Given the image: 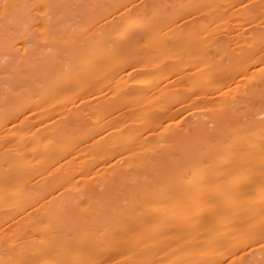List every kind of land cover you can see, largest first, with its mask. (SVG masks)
Returning a JSON list of instances; mask_svg holds the SVG:
<instances>
[{
    "label": "bare ground",
    "instance_id": "bare-ground-1",
    "mask_svg": "<svg viewBox=\"0 0 264 264\" xmlns=\"http://www.w3.org/2000/svg\"><path fill=\"white\" fill-rule=\"evenodd\" d=\"M83 1L70 0L91 8L68 37L62 1L0 0V57H25L0 78V264H264V116L251 105L264 107V73L231 101L207 82L245 66L205 63L174 86L155 63L126 70L139 29L207 0L141 4L114 32L107 22L139 1ZM254 43L256 65L264 23ZM190 108L212 127L184 122Z\"/></svg>",
    "mask_w": 264,
    "mask_h": 264
},
{
    "label": "rangeland",
    "instance_id": "rangeland-1",
    "mask_svg": "<svg viewBox=\"0 0 264 264\" xmlns=\"http://www.w3.org/2000/svg\"><path fill=\"white\" fill-rule=\"evenodd\" d=\"M60 1H62L65 5V7L64 5L61 6V8L63 9L65 8L64 10L61 9L62 12H64L66 15L72 12L73 13L71 15L75 13L74 17H72L75 19V20L73 19V21L75 22L72 21L71 16H69L70 17L69 18L64 13H62V15H64L63 17H65V20L67 21H65L64 18L62 19L64 21V24L62 25L64 31L61 27L60 29H62L63 32L67 31L66 36L68 37H71L70 33L72 36H75L74 32L76 33V31L77 32L79 31L78 28L80 29L82 28V20L80 21V19H82L83 13L85 14L89 12L88 10L91 7L85 4H84L85 7L82 5H78V8L80 9L74 10L73 8H70L72 7L70 0L69 1L60 0ZM72 1L74 3V0ZM76 1L78 4L79 2H85L83 0L80 1L76 0ZM137 1H139V4L135 3L136 5L133 6L132 9L131 8L129 9L130 6L126 7L125 11H122L124 10L122 9L121 10L122 12L120 11L121 14L119 16L113 17V19L114 18L116 19H114L111 22H107L108 24H112V28L114 24L116 25L117 23H119L116 29H112L113 30L112 32L118 30L123 24H125L126 18L128 19L127 21H129L131 20L132 15L134 16L135 13L138 14L139 11L137 9L139 5L145 3L148 4L151 2L153 3L154 1L156 2L161 0H134V2ZM195 1L196 0L180 1V4H176L174 6L175 7L174 9L175 10L179 8L183 9L184 7L189 5V3ZM103 2H105V0H98V1L96 0V7L100 6ZM184 3L186 5H184ZM131 4L134 5L133 2ZM66 5H68V7ZM82 7L84 8L82 9ZM93 7L95 8V6ZM78 12L81 13V14L79 13V15H82L81 18H79L80 16L78 15ZM46 13L47 12H43V13L40 12L38 16L36 15V17L37 18H40L42 16L48 17L49 15L47 14L48 15L47 16ZM206 16H207V23L203 22V19ZM182 18L183 19L181 20L179 19V21L177 20L176 23L169 28L168 27L166 28V26L163 24L161 25L157 24L158 26L157 25L156 26L154 25L152 27L146 26L147 28L144 27L142 29H139L138 34L141 35L140 43L139 42H137V44L134 43L133 47H131V50L128 51L129 54L127 52V54L124 53V55H122L123 56L122 63L124 64L125 68L127 67L126 70L128 69L132 70L133 68H135L134 66L138 64L141 67H144L146 64L155 63L154 65H157V67L160 66L159 68L160 70L164 68L165 71L167 69L170 71L171 86H174L175 84L180 83V81L182 80L181 75L183 73L194 71L195 68H201L205 63H207V67H208L209 65L222 62V66H225L227 68L231 67L233 69L232 72L238 70L242 66H245L249 68V70L248 73L246 74V77L244 78L237 73V77H231L228 82H224L223 80H221V82L215 80V79H220L219 77L212 78L207 82V85L212 83V85L210 86H213V84L219 85L220 83L217 89L214 90L209 89L212 91L216 90V95L221 96L219 98L223 97L231 101L240 99L241 95L245 93L247 85L254 84L255 79L264 73V60H261L256 65H254L252 60L247 59L246 56L247 53H252L256 48V44L254 43V35L256 34V32H258V30L264 23L263 22L264 0H207V11L205 10H201L199 12L194 11L190 13V15H186V18L185 17ZM76 25L79 27H77ZM74 27L76 28L74 29ZM69 28L71 30H69ZM148 32H153L155 34H152V36L147 40V36L146 38L144 36ZM158 32L163 33V38L161 40L160 38L157 39L158 36L156 33ZM66 39L67 37H64L65 42H70L69 38L67 40ZM146 43L147 44L150 43V46H146L147 48L149 47L148 49L144 48ZM138 44H140L141 48L139 47ZM27 45H28L27 48L31 47V44H27ZM136 45H138L139 48H137ZM132 49L135 50L142 49V51L137 50L135 53V51L134 50L132 51ZM259 50L260 52H264V45L261 46ZM130 52L131 54L132 53L134 54L131 55ZM22 55H23L22 49L17 48L10 55H2L0 57V64L3 68V69L0 68V78L5 77L8 74V71L7 72L5 71L7 70L8 67L6 66L9 63H15V67H18L19 64L23 60H25V57H23ZM232 55H234L235 58H232ZM139 65L138 67L136 66V69L140 67ZM161 65H163V67H161ZM4 67L6 69H4ZM259 68H262V70H258ZM136 69L133 71L139 70ZM2 86L4 88H7V85H2ZM219 98L207 101V112H209L211 108L216 106ZM77 102L79 105L81 104L80 100H78ZM251 105L254 108L255 112L258 113L257 115L258 118L264 116V107L260 106V104L257 103L255 104L251 103ZM242 108L243 107L239 106V109ZM183 114L184 115L182 116L184 117V119L182 118V120L184 122L186 121L194 122L197 119H203L207 121L208 128L212 127V123L208 121V117H207L208 113L207 114L202 112L196 113L193 112V109L190 108L189 110L185 111ZM68 195H69L68 192H62L59 195L58 199L59 200L66 199ZM248 256H249L248 258L253 257L252 254H249Z\"/></svg>",
    "mask_w": 264,
    "mask_h": 264
},
{
    "label": "snow or ice",
    "instance_id": "snow-or-ice-1",
    "mask_svg": "<svg viewBox=\"0 0 264 264\" xmlns=\"http://www.w3.org/2000/svg\"><path fill=\"white\" fill-rule=\"evenodd\" d=\"M7 7V6H6Z\"/></svg>",
    "mask_w": 264,
    "mask_h": 264
}]
</instances>
